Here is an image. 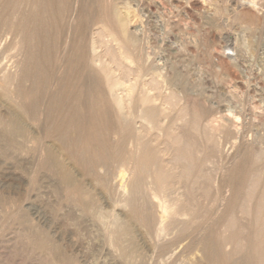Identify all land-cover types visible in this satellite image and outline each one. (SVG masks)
I'll return each instance as SVG.
<instances>
[{
  "label": "bare ground",
  "instance_id": "6f19581e",
  "mask_svg": "<svg viewBox=\"0 0 264 264\" xmlns=\"http://www.w3.org/2000/svg\"><path fill=\"white\" fill-rule=\"evenodd\" d=\"M117 2L0 0V60L8 56L18 62L22 57L14 89V77H2L6 73L0 70V100L14 97L22 115L37 122L46 97L44 138L53 141L85 178L103 183L117 175L112 174L116 168L130 166V179L120 169L113 178L129 191L128 220L118 232L133 238V221L160 237L172 229L179 238L201 231L205 234L198 244L205 264H264V149H244L215 186L210 167L219 151L216 136L219 139L226 129L207 120L205 110L189 119L193 112L185 106L178 113L189 131L173 128L170 109L164 107L176 109L182 100L163 94L162 85L149 73L142 38L130 30ZM25 124L11 119L4 130L11 138L25 136ZM15 140L16 145L21 139ZM44 151L40 169L60 178L67 202L92 210V195L71 166L52 147L46 145ZM98 168L106 170L104 176ZM205 201L211 209L225 203V209L204 226L209 214L202 210ZM29 237L39 254L50 250V238Z\"/></svg>",
  "mask_w": 264,
  "mask_h": 264
},
{
  "label": "rangeland",
  "instance_id": "374dc122",
  "mask_svg": "<svg viewBox=\"0 0 264 264\" xmlns=\"http://www.w3.org/2000/svg\"><path fill=\"white\" fill-rule=\"evenodd\" d=\"M117 3L130 30L139 40L142 38L146 67L162 85L163 94L173 93L179 97L178 102L182 100L173 109L175 112L168 105L164 107L168 112L170 109L173 128L177 130L179 126L183 131L177 132L186 131V134L189 131L178 113L185 106V110L193 112L188 113L189 119L194 112L205 110L207 120L228 130L222 136L219 134V139L216 136L219 151L210 167L218 186L244 149H264V0H118ZM5 58L0 60V70L6 76H1H13L14 89L21 75L22 57L18 62L16 58ZM2 99L6 98L0 100V264H55V256L61 259L56 264L64 261L68 264H205L198 244L205 232L195 231L179 238L178 231L172 229L160 237L136 221H133V238L118 232L119 226L128 220L125 199L129 191L120 189L115 183L118 179L113 178L124 170L130 179V166L116 168L118 173L112 174L117 175H110L104 184L85 178L84 172L64 152L58 151L53 141L44 138L46 97L37 122L22 115L14 97L11 102ZM199 112L195 114L198 116ZM11 119L26 123L29 133L8 136L6 123ZM169 119L165 120V126ZM15 138L23 140L22 143L20 140L15 145ZM46 145L71 166L92 195V210L83 211L67 202V189L60 178L40 169ZM104 170L98 168L96 172L102 177ZM229 194L226 192L223 198L227 199ZM214 196L215 193L211 194L210 199ZM210 201H205L202 209L209 212L203 220L204 226L213 223L215 215L225 209V203L211 209ZM33 235L50 238L47 253L39 254L35 250L29 237Z\"/></svg>",
  "mask_w": 264,
  "mask_h": 264
}]
</instances>
